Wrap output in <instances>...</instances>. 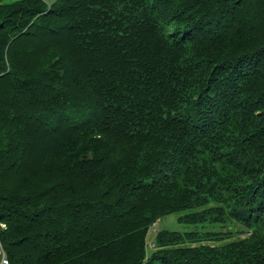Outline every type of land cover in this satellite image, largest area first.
<instances>
[{"label":"trees","instance_id":"1","mask_svg":"<svg viewBox=\"0 0 264 264\" xmlns=\"http://www.w3.org/2000/svg\"><path fill=\"white\" fill-rule=\"evenodd\" d=\"M0 246L264 264V0H0Z\"/></svg>","mask_w":264,"mask_h":264},{"label":"rangeland","instance_id":"2","mask_svg":"<svg viewBox=\"0 0 264 264\" xmlns=\"http://www.w3.org/2000/svg\"><path fill=\"white\" fill-rule=\"evenodd\" d=\"M177 216H178V213H172V214L166 215L165 217L161 218L160 220L156 222L155 230L158 228H182L177 222ZM228 229L230 231L239 232L238 236L243 235L242 230H241L242 228L237 223H230V225H228ZM153 232L154 231H152L151 233ZM151 233L149 232V237L152 236Z\"/></svg>","mask_w":264,"mask_h":264},{"label":"built area","instance_id":"3","mask_svg":"<svg viewBox=\"0 0 264 264\" xmlns=\"http://www.w3.org/2000/svg\"><path fill=\"white\" fill-rule=\"evenodd\" d=\"M0 264H8L5 254L0 246Z\"/></svg>","mask_w":264,"mask_h":264}]
</instances>
